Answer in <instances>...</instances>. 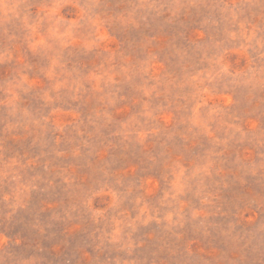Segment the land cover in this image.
<instances>
[{
	"label": "rangeland",
	"instance_id": "374dc122",
	"mask_svg": "<svg viewBox=\"0 0 264 264\" xmlns=\"http://www.w3.org/2000/svg\"><path fill=\"white\" fill-rule=\"evenodd\" d=\"M0 264H264V0H0Z\"/></svg>",
	"mask_w": 264,
	"mask_h": 264
}]
</instances>
